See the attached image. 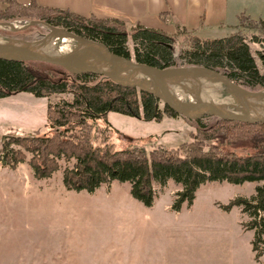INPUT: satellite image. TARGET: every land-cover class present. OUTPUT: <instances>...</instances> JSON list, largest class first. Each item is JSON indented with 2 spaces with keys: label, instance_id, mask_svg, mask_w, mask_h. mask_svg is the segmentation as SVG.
<instances>
[{
  "label": "trees",
  "instance_id": "obj_1",
  "mask_svg": "<svg viewBox=\"0 0 264 264\" xmlns=\"http://www.w3.org/2000/svg\"><path fill=\"white\" fill-rule=\"evenodd\" d=\"M0 22L37 20L62 27L87 39L101 42L112 53L131 58L159 69L167 67H204L218 72L248 91H264V19H251L239 13L234 31L221 38H199L183 35L176 29L167 33L134 24L126 25L113 18L81 16L67 9L44 7L34 0L20 4L0 0ZM5 32H7L5 34ZM47 32L32 25L13 38L39 39ZM245 32L260 49H251ZM9 32L0 29V35ZM181 36L177 52L173 43ZM9 37V36H8ZM132 42V51L126 46ZM26 92L34 97L67 94L57 102L47 103L45 118L51 132L47 135H7L0 142V164L14 169L26 163L37 179L49 178L58 170V159L73 160L61 172L66 191L92 192L111 181L127 182L129 195L145 207L152 204V183L170 179L180 185L170 208L178 211L182 203L190 205L196 189L205 182L225 181L229 184L264 181V125L223 120L204 115L186 119L177 115L153 95L136 87L121 86L94 73H72L59 65L36 61L0 59V98ZM161 103V106H159ZM115 112L143 121H160L163 117H180L193 127L189 141L177 148L162 145L145 151L144 147L115 148L103 133L110 129L106 114ZM101 119L104 125L92 130L91 122ZM98 142L95 144V142ZM29 155V157H27ZM240 207L250 219L245 229L253 230L251 250L258 260L264 243V183L254 187L250 199L236 196L225 205Z\"/></svg>",
  "mask_w": 264,
  "mask_h": 264
},
{
  "label": "rangeland",
  "instance_id": "obj_2",
  "mask_svg": "<svg viewBox=\"0 0 264 264\" xmlns=\"http://www.w3.org/2000/svg\"><path fill=\"white\" fill-rule=\"evenodd\" d=\"M26 21L17 19L14 24ZM4 31L9 37L18 32ZM249 33L245 32L247 45L260 49L263 45L252 42ZM254 35L264 40L262 34ZM181 36L173 43L174 53L183 45ZM126 46L131 53L129 37ZM67 96L19 92L0 98V142L12 134H49L46 105ZM106 121L110 129L103 133L115 148L175 149L189 141L193 131L180 117L155 122L108 112ZM91 125L94 132L104 122L96 119ZM72 163L59 158L58 170L40 180L26 163L14 169L0 164V264H264V243L258 245L261 256L253 259V230L245 229L250 218L240 207L227 211L220 207L236 196L250 199L254 187L264 181L205 182L190 205L182 203L174 211L170 205L181 187L170 179L152 183L154 198L149 207L129 195L127 182L111 181L92 192L66 191L61 172Z\"/></svg>",
  "mask_w": 264,
  "mask_h": 264
},
{
  "label": "water",
  "instance_id": "obj_3",
  "mask_svg": "<svg viewBox=\"0 0 264 264\" xmlns=\"http://www.w3.org/2000/svg\"><path fill=\"white\" fill-rule=\"evenodd\" d=\"M32 25L43 26L47 32L32 41L0 35V59L43 61L72 73L102 75L121 86L136 87L153 95L186 119L209 115L264 125V91L245 90L214 70L204 67L159 69L116 55L101 42L37 20L21 25L0 22V29L14 32Z\"/></svg>",
  "mask_w": 264,
  "mask_h": 264
},
{
  "label": "crops",
  "instance_id": "obj_4",
  "mask_svg": "<svg viewBox=\"0 0 264 264\" xmlns=\"http://www.w3.org/2000/svg\"><path fill=\"white\" fill-rule=\"evenodd\" d=\"M24 4L29 0H15ZM44 7L81 16L113 18L172 33L183 29L199 38H221L234 31L239 13L263 18L264 0H34ZM1 5V4H0ZM221 34L217 36L216 33Z\"/></svg>",
  "mask_w": 264,
  "mask_h": 264
}]
</instances>
